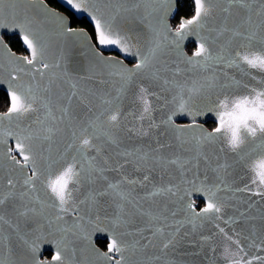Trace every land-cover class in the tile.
Segmentation results:
<instances>
[{"label":"snow or ice","instance_id":"6c2138e0","mask_svg":"<svg viewBox=\"0 0 264 264\" xmlns=\"http://www.w3.org/2000/svg\"><path fill=\"white\" fill-rule=\"evenodd\" d=\"M162 2L170 5L172 0H162ZM67 3L77 11L88 13L94 24L99 45L116 46L126 55L133 54L131 49L135 48L134 55L138 57V62L128 68L122 60L114 57L105 58L102 53L94 52L99 64L107 66V76L114 78L113 83L119 84L115 88V96L109 93L98 95L91 88L82 89L79 86L78 81L95 80L99 85L110 82L104 78L103 72L94 70L75 79L66 70H63L59 76L56 72H51L47 83L41 86L37 78L42 80L50 69H62L65 61L63 51L55 62L49 63L45 60L46 45L41 40L39 32L33 27L40 22L34 15L28 14L27 8L21 7L22 4L43 5L44 0H0V16L5 13L12 15L16 27L23 33L21 36L23 44L31 51V58H22L24 64L31 66L30 68L15 67L8 73L9 107L6 112L0 114V125L4 120L10 123L16 122V131L0 130V136L16 138L14 150L22 159L11 155L13 149H8L4 154L22 169H31V174L24 171L23 191L17 194L16 183L9 178L4 185L7 191L0 192V225H8L14 233H18V238L26 249L18 257V264H82L77 256L76 240L90 241V235L84 228L85 216L81 214L80 206L87 205L89 212L96 211L104 197H111L113 200L118 198L122 202L132 203L129 193L122 190L121 185L145 187L158 168L166 171L168 165L177 166L182 184L196 187V181L199 180V187L196 190L202 191L207 198L205 206L198 211L191 201L185 205L186 213L190 214L187 223L192 225L193 231L197 219L202 221L214 219L229 225L254 219L247 217L243 211L236 217L228 216L225 219L222 213L234 205H229L225 200L220 199L218 193L221 191H231L233 195L248 193L264 199V88L253 87L243 79L230 76L228 72L230 69H237L243 76L250 77L251 81H256L257 75L252 74L248 69H259L264 73V0H194V15L189 19H182L175 30L169 27L165 19L170 10L165 8L163 16L155 17V24L148 21L146 25L150 36L144 51H141L143 45L139 38L140 32L135 36L132 35V30L126 28L120 21L127 20L125 14L139 13L141 6L146 5V0H81L80 3L67 0ZM48 14L59 22L62 35H84L83 29L77 31L66 26L63 16L55 12ZM151 15L152 12H148L147 15L135 19H139V22L144 24ZM205 31L214 35L201 36L200 33ZM189 35L199 37L198 47L192 56H187L181 48V42ZM221 38L223 42H220ZM213 43H216L215 49L212 47ZM241 49L246 51L242 53ZM169 54L175 56L170 63L160 60L161 56ZM9 55L11 56V53ZM181 64L187 67L181 68ZM196 69L205 72L211 69L212 74L202 77L199 81L192 79L191 82L188 80L180 82L175 79L182 72H192ZM169 72L172 74V79L162 75ZM21 74L29 76L31 82L21 83ZM65 78L69 89L68 91L61 89L58 102L54 105L53 85L60 88L57 80L65 81ZM154 84L163 86L161 92L173 93L170 99L164 100V106L171 105L173 110L159 122L153 117V113L158 109L153 106L152 101L160 100L161 95L160 92L152 90ZM133 86L136 88L133 93L134 103L140 105L139 113L129 111L125 114L122 100ZM93 98L99 99L100 104H94ZM74 104L84 110L83 117L74 114ZM206 112H215L217 119V126L210 132L205 131L195 119L196 116ZM178 113L192 115L191 123L177 125L173 117ZM127 115H131L139 123L135 129L126 127L125 130L140 138L152 137L156 147L153 148L149 144L148 151H142L137 147L134 150L126 149L106 154L109 146L119 147V137L112 129L119 128L121 118ZM29 117L32 119L29 120ZM162 126L164 131L153 135V132L158 131ZM189 129L199 132V135L191 137L197 146L195 156L184 159L183 162L179 156L175 158L164 156L162 150L172 145L161 143L160 136L167 135L171 131L178 142L187 144L189 140L183 138V133ZM65 133L68 134L69 139L60 153L59 161L53 160L52 151L56 137ZM34 141L47 142L48 147L40 148L33 143ZM217 142L221 144L219 152L223 153L227 150L233 154V162L222 161L219 156H215L216 163L211 168L215 173L214 181H209L206 174L200 179L199 172L189 179L187 173L192 169L186 166L191 163L193 168L199 169L201 160L209 165L210 158L205 149ZM6 143L7 141L0 139V144ZM137 153L140 154L137 156ZM134 156L135 160L130 159ZM257 157H259L258 163L253 166V160ZM54 163H61V168L52 179L50 177L53 175ZM129 164L132 165L134 172H142L143 175L140 178H130L125 175L123 169ZM234 166L244 169L245 175L240 177L243 181L242 186H234L235 178L229 179L233 175L231 170ZM109 172L118 173L120 179L115 181L110 179L106 175ZM41 177H44L43 181ZM37 181H41L46 189H50L51 200L47 203V207L56 210L51 218L46 219L47 227L50 232L55 229L60 233V238L56 241L57 250L50 261L37 256L40 244L45 241L44 235L40 232L19 234L20 224L13 223L7 218L8 213L11 212L27 223L35 216L43 214L46 202L39 196H31L36 190ZM99 181H103L105 186L100 189L91 187ZM85 184L89 185V188L84 198L77 201L74 193L80 192ZM160 195L183 200L188 195V191L181 189L179 184L153 185V190L147 193V198ZM26 198L27 203L24 202ZM36 205L41 207L37 208ZM116 207L122 211L124 204H117ZM248 207L250 208L251 205L249 204ZM68 215H73L72 225L62 226L60 222ZM143 215L150 214L143 213ZM171 215L175 217L176 212H172ZM95 219L99 221L100 216L96 215ZM261 220H264V216ZM92 222L89 218L88 223ZM122 223L126 225L129 221L118 212L112 220L113 229L120 227ZM183 226L180 221H175L173 224L156 227L154 231L148 228L151 237L143 236L146 229L138 228L136 232L141 234V239L147 241L143 245L140 240L129 244L122 239L123 236L131 235L130 232L113 231L107 250L99 252L94 249V251L99 259L105 261V264H126L125 252L136 249L137 246L145 249L156 248L157 244L153 241L160 238L159 251L167 254L169 249H177L190 234L188 232L181 234ZM165 228L174 230L166 233ZM215 228L225 240L236 247L237 258L231 259L227 256L223 258L227 264H253L254 260L262 259L260 256L251 259L246 257L253 247L257 251H264V225L259 233L253 226L249 235H244L243 229L237 231L231 228L226 231L219 223ZM70 236L75 239H70ZM211 239L210 236L200 237L203 244H209ZM10 242V237L0 233V244L8 248L11 256ZM210 250L215 253L217 248L210 245ZM117 255L119 259L116 258ZM149 260L160 261L161 256H152ZM0 264L4 262L0 261ZM165 264H175V261L166 260Z\"/></svg>","mask_w":264,"mask_h":264},{"label":"water","instance_id":"95a60500","mask_svg":"<svg viewBox=\"0 0 264 264\" xmlns=\"http://www.w3.org/2000/svg\"><path fill=\"white\" fill-rule=\"evenodd\" d=\"M194 1V0H193ZM60 4H62L66 9L71 11L78 18L86 17L88 21L92 24L94 28V24L91 21L90 16L87 12L77 11L73 9L68 3L67 0H58ZM76 3H80L81 0H74ZM179 0H172L170 5H165L162 0H146V5H142L139 13H130L125 14L127 16V20H121L120 23L126 28L131 29V34L136 35L137 32H140V40L143 47L141 51L146 50L147 48V39L150 36V32L146 27L148 21H151L155 24V17L163 16L165 8L170 9L167 12V16L165 17L170 28L175 30L177 28L172 23V19L175 17V13L178 10ZM22 8H27L29 15H34L37 20L40 22L37 25H34V30L39 32L41 40L46 45V53L45 60L49 63L55 62V60L60 55L61 51L64 52L65 61L62 66V69H50L45 77L41 80L39 77L37 78L40 85H44L47 83L50 73L56 72L57 75H61L63 70H66L73 79L78 76L90 74V70H94L95 72H103L104 78L109 80L110 82L105 85H99L95 82V80L91 81H78L79 86L82 89L91 88L98 95H103L105 93H109L111 96H115V88L119 86L118 83H113L114 78L107 76V66L99 64L98 58L94 55V52H100L105 58L114 57L117 60H122L124 65L128 68H131L136 62H138V57L134 55L136 52L135 48H132L131 51L133 54H125L120 51L119 48L112 45H99L96 39L93 37L91 32L84 28L74 26L72 24L71 17L65 11L53 7L46 0H44L43 5L36 4L35 6H29L26 4L21 5ZM91 11V9H89ZM154 10V11H153ZM49 12H55L58 15L63 16L64 24L66 26L72 27L79 31L80 29L84 30V35H73V36H64L61 34V28L59 22L55 20V17L50 16ZM148 12H152L151 16H148V20L145 21L144 24L139 22V19H135V17L147 15ZM194 15V14H193ZM192 15V16H193ZM190 17H183L182 19H189ZM180 20V22H181ZM95 31V29H94ZM8 35H18L21 39L23 33L16 27V24L13 21L12 15L10 13H5L3 16H0V91H4L6 94L9 90L8 84V73L11 69L15 67H24L30 68L24 64L23 57L31 58V51L27 49L26 45L23 46L26 49V53H19L15 51L5 36ZM201 36L206 35H214L209 34L208 32H201ZM171 39V37H169ZM22 41V40H21ZM223 42V38L221 41ZM23 43V42H22ZM195 44L196 47L192 50V52L188 51L189 44ZM239 43V41H237ZM199 44V37L196 35H189L184 41L181 42L182 51L187 56H192L193 52L196 50ZM212 47L216 48V43L212 44ZM242 53L246 50L241 49ZM11 53V56L9 55ZM174 54L164 55L160 57L162 62L170 63L172 59H174ZM187 66L181 64V68H186ZM247 67V66H245ZM254 75H257L256 81H251L250 77L243 76L237 69L228 70L230 76H236L237 79H243L245 82L251 84V86L256 88H264V73H261L259 69H248ZM212 74V70H208L207 72L202 71L200 69L193 70L192 72H182L180 75L176 76L175 79L180 82H184L188 80L191 82L192 79L201 80L204 76H210ZM162 75L167 76L169 79H172V74L162 73ZM65 81L57 80V84L60 85V88H57L56 85H53L52 88V99L55 105L58 102V97L60 95L61 89L63 91H68L69 85ZM21 83L28 84L30 83V77L24 74H21ZM147 83V82H146ZM162 85L154 84L152 85V90L156 92H160L161 99L153 100V106L158 110L153 113V117L157 122L164 119L168 114L173 110L171 105L167 107L164 106V100L170 99L172 92H161ZM136 91L135 86L129 89L128 95L123 98L122 106L124 113H128L129 111H136L139 113L140 105L134 103L133 93ZM174 91V90H173ZM9 98V97H8ZM151 99V97H150ZM93 103L96 105L100 104L99 99L93 98ZM9 107V106H8ZM96 109H94L95 111ZM6 110H0V114L6 112ZM74 114L79 117H83V109L78 107L76 104L73 105ZM29 120L32 117L28 118ZM175 123L177 125H184L191 123L193 116L187 113H178L173 117ZM195 119L197 122L203 127L205 131H212L206 126V122L214 121L217 124V119L215 112H206L203 115L196 116ZM27 122V121H26ZM138 123L131 115H127L122 117L120 120V126L117 129H112V131L119 137L120 143L119 147L115 146L108 147V153L111 154L115 151H124V150H134L137 147L141 148L142 151H148V145L151 144L153 148L156 147L155 141L152 137L148 138H140L132 133H128L125 129L126 127L136 128ZM146 124V122H145ZM12 130L16 131V122H9L4 120L2 125H0V130ZM164 127L162 126L158 131L153 132V135H157L158 132H163ZM193 135H199L197 130L189 129L183 133V138L189 140L187 144H181L175 139V134L171 131L167 133V135L160 136L161 143H171L170 148H164L162 150V154L168 158H175L179 156L181 158V162L184 159H190L196 154V145L195 142L191 140ZM0 139L7 141L6 144H0V192H6L7 189L4 187L7 179L11 178L16 183V193L23 191L22 181L24 179V171H28L31 174V169H22L20 166L15 165L7 155L4 153L7 152L8 149H13L11 155L16 156L17 159H22L15 152V144L16 138L14 136H0ZM69 139L67 133L62 136L56 137V143L53 145L52 158L53 160L59 161L60 153L63 151L65 142ZM36 146L40 148H47V142L34 141ZM221 147V144L217 142L215 145L209 146L205 149L210 158V164L206 165L203 160L200 161L199 169L193 168L192 164H188L186 167L192 169L187 173L189 179L194 177V174L199 172L200 179H203L205 174L208 177L209 181L215 180V173L211 171V168L215 166V156H219L221 160H227L229 163H232L234 160V156L232 153L227 152V150L223 153L219 152L218 149ZM140 153H137L138 156ZM155 153H153L154 155ZM130 159L135 160V156ZM259 157L253 160V166L255 163H258ZM195 163V161H193ZM61 168V163H54L52 167L53 175L50 177L52 179L55 178V174ZM233 172L232 177L229 179L235 178L236 185L234 186H242L243 181L240 177L245 175L244 169L239 166H234L231 170ZM123 173L128 175L130 178H140L143 173L142 172H134L133 167L129 164L127 167L123 169ZM112 180L120 179V175L115 172L106 173ZM44 180V177H41V181ZM41 181H37L35 192L31 193L32 197L39 196L42 201H45L46 204L44 206V211L42 215H37L27 223H25L20 218L16 217L14 213L9 212L8 217L13 221V223H19V234H23L25 232L35 234L40 232L44 235L45 241L40 244L39 250L37 252L38 258L43 260L50 261L51 256L55 254L56 249V241L60 238V233L56 232L55 229L49 231L46 219L51 218L55 214V209L51 207H47V203L50 202V189H46L45 184ZM169 184H179L181 189H187L188 195L180 200L177 197H170L168 195H160L152 198H147V193L153 190V185L156 186H166ZM105 184L103 181H99L97 184L92 185L91 187L95 189H100L104 187ZM70 188L72 185L69 186ZM199 187V180L196 181V187H190L187 184L181 183L180 171L176 165H168L166 171H162L161 169H157L156 172L152 174V178L149 182H147L145 187H139L136 185H121V189L126 193H129V199L132 203H126L120 201L118 198L113 200L111 197L102 198L98 209L93 212L88 211L87 205H81V214L85 216L84 228L90 235V241L85 240H76L75 247L77 248V256L82 261V264H105V261L99 259L97 257L96 251L104 252L107 250L98 244V240H108L110 242L111 235L113 231L116 233L121 232H130L131 235L123 236L122 239L126 240L129 244L134 243L136 240L141 241V245L147 243L146 240L141 239V234L136 232V229L143 228L146 229L143 232V236L151 237V232L148 231V228H151L152 231L155 230L156 227H161L166 224H173L175 221H180L183 223V228L181 229V234L184 232L190 233L185 240L180 244V246L175 249H169L167 254H162L159 251V239L156 238L153 242L157 244L156 248L148 247L147 249L137 246L136 249H130L129 251L124 253L126 257V264H165L166 260H174L175 264H227L223 258L225 256L235 259L237 258V250L235 245L231 244V242L225 240L221 234L217 232L215 225L217 223L220 224L221 227H224L226 231H229L231 228H235L237 231L243 229L244 235H249L253 226L259 233L262 225H264V220H261V217L264 216V199H261L257 196H252L248 193H233L231 191H221L218 193V197L220 199L225 200V202L229 205H234V207H229L225 210L222 215L226 219L228 216L236 217L239 215V212H245L247 217H253L254 219L247 221H240L234 225L224 224L223 221H202L197 219L195 221L196 228L193 231L192 225L187 223V220L190 219V214L186 213L185 205L188 201H191L197 211L204 207L206 204V196L202 191L196 190ZM89 185L85 184L83 188H81L80 192L74 193L75 198L78 200L83 199L86 194ZM183 193H181L182 195ZM200 201L203 203L201 204ZM27 203V198L24 201ZM18 203V202H17ZM123 203L124 207L121 211L116 207L117 204ZM251 205L249 208L248 205ZM37 208H40V205H36ZM124 217L125 220H128V224H121L120 227L113 229L112 220L117 216V213ZM172 212H176V216L173 217L171 215ZM143 213H149L150 215H143ZM96 215L100 216V220L97 221L95 219ZM154 217H166V220L162 219H153ZM92 219V223H88V219ZM73 223V215H68L65 217L64 221H61L60 224L62 226H71ZM41 225L43 227L41 228ZM173 228H165L166 233L172 232ZM0 233L3 236L10 237V248L12 251V255H9L8 248L4 247L3 244H0V261H3L4 264H18V257H20L25 251V246L18 238V233H14L8 225H0ZM201 236H210L212 237L209 244H203L200 240ZM70 239H75L74 237H69ZM31 239V236H29ZM257 243L259 240L257 239ZM211 247H216L217 251L213 253L210 250ZM49 253V255L47 254ZM161 256L160 261L149 260V257L152 256ZM260 256L262 259L254 260L253 264H264V251H257L256 248H252L249 250V256L246 259H251L252 257ZM119 259V256L116 257Z\"/></svg>","mask_w":264,"mask_h":264},{"label":"trees","instance_id":"16d2710c","mask_svg":"<svg viewBox=\"0 0 264 264\" xmlns=\"http://www.w3.org/2000/svg\"><path fill=\"white\" fill-rule=\"evenodd\" d=\"M46 1L53 7L59 8L65 11L66 13H68L69 16L71 17L72 24L74 26L84 27L88 29L93 35V37L95 38L94 28L86 17H83V18L76 17L74 13L66 9L62 4L58 2V0H46ZM193 14H194V1L193 0H179L178 10L175 13V17L172 19V23L174 25H177L179 21L181 20V18L190 17ZM5 38L10 44V46L15 51L19 53H26V49L23 46V43L18 35H8V36L6 35ZM193 46H194L193 44H189L188 51H190ZM8 106H9L8 95L4 91H0V110H6ZM200 203L202 204L203 202L200 201ZM98 244L102 246L103 248H106L108 244V240L100 239L98 240Z\"/></svg>","mask_w":264,"mask_h":264},{"label":"flooded vegetation","instance_id":"af4514ba","mask_svg":"<svg viewBox=\"0 0 264 264\" xmlns=\"http://www.w3.org/2000/svg\"><path fill=\"white\" fill-rule=\"evenodd\" d=\"M178 25L179 24H177V25H174V26H176V27H178ZM193 44V43H192ZM194 46L192 47V49L190 50V52H192V50L196 47V45L195 44H193ZM189 46V45H188ZM206 124V126L208 127V128H210V129H213L217 124H216V122H214V121H208V122H206L205 123ZM48 255H49V253H47Z\"/></svg>","mask_w":264,"mask_h":264},{"label":"rangeland","instance_id":"374dc122","mask_svg":"<svg viewBox=\"0 0 264 264\" xmlns=\"http://www.w3.org/2000/svg\"><path fill=\"white\" fill-rule=\"evenodd\" d=\"M179 23H180V21H179ZM179 23H178V24H179Z\"/></svg>","mask_w":264,"mask_h":264}]
</instances>
